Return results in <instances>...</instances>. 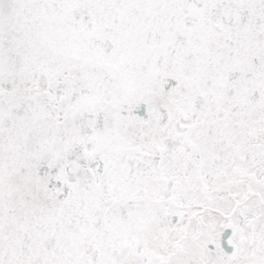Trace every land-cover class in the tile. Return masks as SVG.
<instances>
[{
    "label": "snow or ice",
    "instance_id": "snow-or-ice-1",
    "mask_svg": "<svg viewBox=\"0 0 264 264\" xmlns=\"http://www.w3.org/2000/svg\"><path fill=\"white\" fill-rule=\"evenodd\" d=\"M0 264H264V0H0Z\"/></svg>",
    "mask_w": 264,
    "mask_h": 264
}]
</instances>
